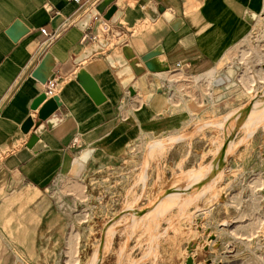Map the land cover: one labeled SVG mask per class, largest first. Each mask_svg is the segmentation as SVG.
Instances as JSON below:
<instances>
[{
	"label": "rangeland",
	"instance_id": "obj_1",
	"mask_svg": "<svg viewBox=\"0 0 264 264\" xmlns=\"http://www.w3.org/2000/svg\"><path fill=\"white\" fill-rule=\"evenodd\" d=\"M261 14L249 43L255 52H264ZM258 17L246 14L253 25ZM237 51L219 66L209 92L189 77L204 69L187 72L176 112L166 108L175 91L161 80L159 115L144 125V135H135L119 159L86 161L85 201L66 192L70 182L55 190V178L37 202L14 203L16 218L7 223L3 205L16 186H6L0 264H69L73 235L78 264H264V225L246 239L264 216V80L246 91L237 80L246 68ZM249 61L258 78L261 66L253 55ZM155 142L164 146L160 153L151 150ZM258 178L260 188L253 185Z\"/></svg>",
	"mask_w": 264,
	"mask_h": 264
},
{
	"label": "crops",
	"instance_id": "obj_2",
	"mask_svg": "<svg viewBox=\"0 0 264 264\" xmlns=\"http://www.w3.org/2000/svg\"><path fill=\"white\" fill-rule=\"evenodd\" d=\"M106 1L0 0V193L13 182L16 186L3 205L4 215L9 214L7 223L16 218L14 203L37 202L55 178V190L70 182L66 192L85 201L86 185L80 178L86 161L97 156L107 161L119 159L135 135H144V125L154 124L159 115L161 80L175 91L170 93L166 108L176 112L175 106L181 102L176 93L180 79L199 67L204 71L189 77L195 88L201 84L204 92L211 91L219 66L225 58L233 57L235 48L241 64L246 67L242 59L249 55V66L253 55L254 64L264 70V62L258 61L264 52L249 47L261 22L264 0H111L100 12ZM112 7L117 11L112 19H106ZM118 12L120 16L113 21ZM247 13L259 16L255 25L246 20ZM177 21L180 24L175 28ZM17 23L26 32L15 39L11 30ZM93 45H103V50L76 64L69 75L61 74L68 61L78 59ZM125 46L144 68L127 88L107 61ZM156 49L162 54L142 61ZM47 58L55 66L45 84L35 73ZM82 71L96 81L105 98L101 104L81 85L78 75ZM241 76L237 78L240 82ZM255 79L253 91L244 87L248 93L261 81ZM50 81L57 84L55 97L47 95ZM42 95L45 101L33 109ZM54 98H58V109L48 120H41V109ZM29 120L33 125L25 131ZM33 138L36 141L30 147ZM260 179L253 183L256 188L263 186ZM256 218L250 229L264 225V216ZM74 249H79L78 235L68 242V258L74 257Z\"/></svg>",
	"mask_w": 264,
	"mask_h": 264
},
{
	"label": "water",
	"instance_id": "obj_3",
	"mask_svg": "<svg viewBox=\"0 0 264 264\" xmlns=\"http://www.w3.org/2000/svg\"><path fill=\"white\" fill-rule=\"evenodd\" d=\"M111 2V0H107L104 2L100 7L99 11L104 12L107 5ZM117 11L116 7H112L108 13L106 14V19H112V16H114L115 12ZM96 13V12H95ZM120 16V13L118 12L113 21H116L117 18ZM87 21V20H86ZM253 23V22H251ZM180 24L179 21L175 22L174 27L177 28V26ZM26 31L23 30L19 23H17L13 29L11 30L12 36H14L15 39H18L22 34H24ZM120 43L117 44L119 46ZM103 45H93L89 50H87L81 57L78 59H75L74 61H68L63 68L61 69V74L63 76L69 75L71 72L75 70V65L79 62L83 61L84 59L90 57L92 54L102 51ZM161 50H157L154 53H151L149 57H146L143 59V61H148L149 59L159 55ZM107 61L109 62L111 68L117 72V77L121 81V84L124 88H127L132 81L135 78V75H141L144 72V68L141 66L140 61L135 57V55L132 53L129 46H125L121 49H116L111 55L107 57ZM55 64L50 61V58H47L42 65L39 67L37 72L35 73V76L39 78L43 83H47L52 76V70L54 68ZM78 78L80 80L81 85L84 87V89L89 93V95L94 99V101L97 104H101L105 101V98L103 94L101 93L96 81L85 71H82L79 73ZM46 99L45 95H42L39 97L34 105L33 109H37L38 106ZM58 98L51 99L48 104L43 107V109L40 111V119L41 120H48L58 109ZM31 120H29L25 124V131H28L32 124L30 123ZM30 124V125H29ZM29 125V127H27ZM38 149L40 147H37Z\"/></svg>",
	"mask_w": 264,
	"mask_h": 264
},
{
	"label": "bare ground",
	"instance_id": "obj_4",
	"mask_svg": "<svg viewBox=\"0 0 264 264\" xmlns=\"http://www.w3.org/2000/svg\"><path fill=\"white\" fill-rule=\"evenodd\" d=\"M250 24H253V23H251L249 20H247ZM247 42V41H246ZM249 52L251 53L252 52V50H249ZM253 54V53H252ZM248 55V54H247ZM248 57H249V55L248 56H244L243 57V59H242V62H244L245 64H246V68H245V71H244V73L242 74V76H241V82L243 83V85H244V87L248 90V91H253L254 90V86H253V81L255 80V77H254V75H253V73H252V70H251V68L248 66ZM256 57V56H255ZM258 61H259V63L261 64L262 62H264V58L263 57H261V56H259L258 57ZM257 74V73H256ZM259 78L261 79V80H264V70L261 68V70H260V72H259ZM49 89H51V91H48V96L50 97H55L56 96V94H57V84L56 83H54V82H51L50 83V85H49ZM45 101V100H44ZM50 101V100H49ZM48 101V102H49ZM48 102L44 105V107L48 104ZM264 105V104H263ZM43 109V108H42ZM41 109V110H42ZM263 115H264V111H263ZM176 139V138H175ZM35 141H36V138H33L32 140H31V145H30V147L31 146H33V144L35 143ZM168 145V144H167ZM165 147H167V146H165ZM151 150H153V152L154 153H156V152H158V153H160L161 151H163L164 150V146H163V144H162V142H158L156 145H154L153 147H152V149ZM151 153H152V151H150ZM87 153H88V151H86L83 155H82V157L80 158V161L82 162V163H85L84 161H82L81 159L83 158V157H85L86 155H87ZM150 153V154H151ZM153 156V155H152ZM151 156V157H152ZM86 161V160H85ZM86 164V163H85ZM216 168H217V165H216ZM215 168V169H216ZM209 170H210V168H208L206 171H205V174H208L209 173ZM261 180V179H260ZM259 180V181H260ZM258 183V182H257ZM262 184V183H261ZM259 185V184H258ZM83 192V191H82ZM84 194V193H83ZM168 196V195H167ZM257 219V218H256ZM261 224V223H260ZM261 229V226H255V227H252L251 229H250V236H248L247 237V239L250 241L252 238H254L256 235H257V233H258V231ZM75 236V235H74ZM73 239V238H72ZM75 240V239H74ZM78 241V240H77ZM72 244V243H71ZM75 248V247H74ZM100 253V252H99ZM77 254H78V251L76 250V249H74V253H73V255H74V257L73 258H69V264H78V262H79V258H78V256H77ZM99 255V254H98ZM262 261H264V258H262ZM240 264H244V263H240Z\"/></svg>",
	"mask_w": 264,
	"mask_h": 264
},
{
	"label": "built area",
	"instance_id": "obj_5",
	"mask_svg": "<svg viewBox=\"0 0 264 264\" xmlns=\"http://www.w3.org/2000/svg\"><path fill=\"white\" fill-rule=\"evenodd\" d=\"M42 32H43L44 34H46V30H45V29H43ZM50 82H51V81H50ZM50 82H49V83H50ZM49 91H51V89H49Z\"/></svg>",
	"mask_w": 264,
	"mask_h": 264
},
{
	"label": "clouds",
	"instance_id": "obj_6",
	"mask_svg": "<svg viewBox=\"0 0 264 264\" xmlns=\"http://www.w3.org/2000/svg\"><path fill=\"white\" fill-rule=\"evenodd\" d=\"M54 122V121H53Z\"/></svg>",
	"mask_w": 264,
	"mask_h": 264
}]
</instances>
